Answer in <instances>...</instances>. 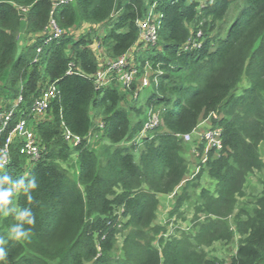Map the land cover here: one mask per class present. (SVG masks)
I'll return each instance as SVG.
<instances>
[{"label": "trees", "instance_id": "obj_1", "mask_svg": "<svg viewBox=\"0 0 264 264\" xmlns=\"http://www.w3.org/2000/svg\"><path fill=\"white\" fill-rule=\"evenodd\" d=\"M54 1L0 0V99L10 107L23 96L27 116L48 83L55 81L60 91L35 126L40 159L29 168L16 144L12 163L0 169V181L25 177L24 187L13 190L6 207H31L36 216L29 240L9 241L7 264H220L198 246L233 239L225 219L236 209V193L250 174L264 171V0H243L232 19L229 12L238 0H73L57 6ZM154 2L161 14L159 40L141 46L135 59H141V67L150 63L145 106L160 111V124L136 160V147L119 144L137 135L148 118L132 121L122 106V86L97 87L93 76L103 63L93 45L105 47L113 57L132 51L140 33L137 20ZM52 19L63 34L46 42ZM219 23L228 25L224 35L215 32ZM22 31L32 40L23 47ZM137 88L134 82L133 102ZM212 111L220 114L224 147L199 162L196 178L207 170L215 192H193L202 202L197 211L211 217L195 235L158 238L163 228L152 227L158 194L177 193L174 214L191 198L186 178L190 166L181 155L185 140L178 134L191 132ZM65 128L81 140L66 141ZM101 137L106 143L95 151L90 138ZM73 154L79 162L76 179L59 163ZM31 176L38 179L37 191L27 187ZM11 186L0 182V188ZM27 194L33 196L31 204ZM119 208L128 214L124 223ZM16 214H0V234L19 223ZM234 224L244 239L230 264H264V188L252 210L236 213ZM125 230L116 255L118 234Z\"/></svg>", "mask_w": 264, "mask_h": 264}, {"label": "rangeland", "instance_id": "obj_2", "mask_svg": "<svg viewBox=\"0 0 264 264\" xmlns=\"http://www.w3.org/2000/svg\"><path fill=\"white\" fill-rule=\"evenodd\" d=\"M243 4V0H238V2L231 7L230 9V17L229 19H232L234 15H236ZM152 6V4H151ZM150 6V7H151ZM228 25L227 23H219L217 24L215 32L222 31V34L224 35L226 32ZM103 32L102 29L99 30V33ZM31 35L26 33L25 31H22L19 34V40L21 46H25L27 43H31L32 40H30ZM95 52L98 53V58L100 59V65L106 64L108 61L111 59L115 58L113 57L110 52L105 48L100 45H96L94 47ZM145 48V47H143ZM141 45L137 44L135 45V48H133L132 51H129V55L132 54V56H138L141 52L140 50L143 49ZM139 53V54H138ZM136 64L140 67V73L137 76V80L135 82L136 86L138 87V79L139 76L144 74L145 67H141V59L139 58L138 60L135 59ZM142 72V73H141ZM149 75L151 74V70H148ZM121 87L120 84L116 83ZM247 81H243L244 87L247 85ZM135 86V85H134ZM122 91L126 93V98L125 101L122 103V106L128 109L130 113V117L132 121L138 120L139 118H143L146 120L149 116V108L146 107V100L147 97L150 94V87L143 89L141 91H138V100L136 102H133V91H131V88H126L123 87ZM126 90V91H125ZM137 91V90H136ZM136 96V94H135ZM1 100V99H0ZM132 106V108L130 107ZM143 109L142 112L137 113V109ZM98 116V113L93 114V117ZM97 121V120H96ZM204 130V125L201 126L200 131L202 132ZM156 128L148 131L146 135L142 138V140L138 141V135H135L131 139L126 141L121 142L119 145L120 146H134L136 147L135 150L132 152L135 154V159L139 160L140 158V151H142V147L145 143V140L147 138L153 137V135L156 134ZM94 132H97V130L94 129ZM193 136V135H192ZM203 137L201 135H196L190 139L185 141V147L184 150L181 152L182 157L187 161V164L190 166V170L188 174L186 175V178L189 180V186H188V193L191 196V198L186 200L184 202L183 207L178 212L172 213L174 211V206H175V198L174 195L169 194H158L159 197V205L156 210V215L153 219V225L152 227H161L163 230L161 233L158 235V238L160 236L168 237L169 235H177V236H183V234H191L195 235L198 233L199 229L201 228L202 225L207 224L208 218L211 216L207 212H199L197 211L198 206L202 203L198 197V195L193 193L194 191H201L202 189H205L209 194L215 192V185H212V178L209 176L207 170L201 175L200 178H196V174L194 173V168L197 166L199 162H202L203 159H205V152L201 150V146H204L202 143ZM106 143V140L104 138H100L99 140L95 138L90 140V147H94L95 151H98L103 144ZM220 152H213L214 155H217ZM260 153L262 154V158L264 159V140L260 144ZM210 155V154H209ZM208 155V157H209ZM208 159V158H207ZM59 163L67 170L69 173L70 177L72 179L77 178V174L79 171V162L77 159V156L75 154L70 155L69 158L66 159H60ZM26 164L29 165L28 162ZM34 166V165H32ZM264 180V171H255L254 173L250 174L248 176L247 181L244 183L243 188L240 190V192L236 193V209L234 212L228 215V217L225 219L228 221V223L232 227V231L234 232V237L230 242H226L224 240H214L210 243H204L201 244L199 247L200 250L205 252V254L209 258H215L217 261H221V263H229L232 259L233 256H235L237 252L238 245L240 242L244 239V237H241L239 233L237 232V229L235 228L234 220L236 213L240 211H250L254 207V202L256 199L263 193V184L262 181ZM176 197V196H175ZM247 209V210H244ZM118 215L119 219L122 223H124L127 218L128 214L124 211L123 208H119L118 210ZM120 222V224H121ZM119 227V226H118ZM121 227V226H120ZM150 229L153 228H148L147 230L150 232ZM124 233H126V230L123 231L121 234H118L119 239L117 242V247L118 251L115 253L116 255H119L121 253V248H122V242H123V237ZM193 237V236H191ZM196 244V242H194ZM155 245H158L157 241H154Z\"/></svg>", "mask_w": 264, "mask_h": 264}, {"label": "built area", "instance_id": "obj_3", "mask_svg": "<svg viewBox=\"0 0 264 264\" xmlns=\"http://www.w3.org/2000/svg\"><path fill=\"white\" fill-rule=\"evenodd\" d=\"M73 0H55L54 6L59 4H66ZM157 2H154L145 15L137 20L139 26L138 43L141 46L148 47L158 43L159 30L161 27V14L157 11ZM50 34L46 38V42L59 38L63 31L56 23L55 19L50 23ZM201 32L198 33V36ZM199 42H194V45H199ZM42 48L38 49L41 53ZM144 74L139 76L138 88L135 92L136 97L138 91L146 89L151 85L152 70L149 62H146ZM148 70H151L149 75ZM140 73V67L136 64L134 56L129 55V52L124 55L115 57L102 65L94 74L93 79L97 87L107 86L111 83H118L122 87L131 88V85L136 82L137 76ZM60 91L57 83L50 82L41 89L38 96L33 99L30 111L25 116L26 110L22 108L23 96H18L11 103L10 107L0 102V169L9 166L12 163V149L14 145L18 144L17 150L26 157L29 163V168L40 159L42 153L41 140L36 131V124L47 116L49 109L52 107L55 100L59 99ZM22 113L16 118L17 114ZM220 114L217 111H212L208 116L191 132L186 134H178V137L185 141L190 140L194 134L203 137L205 159L201 163L207 161L210 152H220L223 150V128L219 124ZM160 124V111H150L147 121L143 129L139 132L138 141L152 129H155ZM204 125V130L201 132L200 128ZM193 135V136H192ZM64 138L71 144H77L81 138L71 133L67 128L64 131ZM201 168L198 163L194 168V173L197 174ZM119 226H121L119 224ZM220 264H229L223 262Z\"/></svg>", "mask_w": 264, "mask_h": 264}, {"label": "clouds", "instance_id": "obj_4", "mask_svg": "<svg viewBox=\"0 0 264 264\" xmlns=\"http://www.w3.org/2000/svg\"><path fill=\"white\" fill-rule=\"evenodd\" d=\"M24 180L25 177L21 176L19 180L13 182L9 177L4 176L2 181H0L12 185L10 188H0V214L7 217L10 215V212L15 211L17 213L15 218L19 221V223L10 225L5 234H0V264H7L8 262L9 253L6 246L9 244V241L21 242L29 240L32 230L36 225V216L31 207H25L22 211H18L17 209L10 210L6 207L11 202L13 190L18 193L24 187ZM27 187L32 191L39 189L40 185L36 176H31ZM27 200L31 204L33 196L27 194ZM25 224L29 227L25 228Z\"/></svg>", "mask_w": 264, "mask_h": 264}, {"label": "crops", "instance_id": "obj_5", "mask_svg": "<svg viewBox=\"0 0 264 264\" xmlns=\"http://www.w3.org/2000/svg\"><path fill=\"white\" fill-rule=\"evenodd\" d=\"M86 29L87 28H83V30H81V32H85L86 31ZM27 44H29V43H27ZM96 46V44H94L93 45V47H95ZM135 48V47H134ZM99 55V54H98ZM134 58H136V56L134 55ZM101 59V58H100ZM1 103H3L4 102V100L3 99H1V101H0ZM93 138V137H92ZM92 138H90V140L92 139ZM97 139V138H96ZM95 140V139H94Z\"/></svg>", "mask_w": 264, "mask_h": 264}]
</instances>
